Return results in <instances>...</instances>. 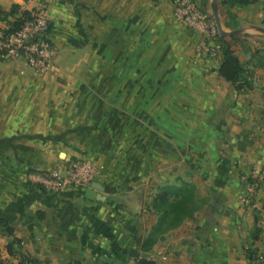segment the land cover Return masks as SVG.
Here are the masks:
<instances>
[{
    "label": "crops",
    "instance_id": "1",
    "mask_svg": "<svg viewBox=\"0 0 264 264\" xmlns=\"http://www.w3.org/2000/svg\"><path fill=\"white\" fill-rule=\"evenodd\" d=\"M46 1L56 65L39 74L0 61V264H251L246 250L264 247V0H219L224 30L242 33L219 39L215 58L197 52L173 0ZM201 1L212 16L213 0ZM33 4L0 0L11 22L14 5ZM226 44L253 89L220 75ZM76 159L97 168L93 199L91 188L26 183L34 168ZM186 185L199 210L145 253L160 189Z\"/></svg>",
    "mask_w": 264,
    "mask_h": 264
},
{
    "label": "built area",
    "instance_id": "2",
    "mask_svg": "<svg viewBox=\"0 0 264 264\" xmlns=\"http://www.w3.org/2000/svg\"><path fill=\"white\" fill-rule=\"evenodd\" d=\"M33 4L29 16L11 22L0 7V61L19 62L26 69L43 74L57 62V48L50 38L51 21L48 2L29 0ZM257 1V0H255ZM177 22L186 26L200 38L199 54L207 53L215 58L219 54L216 42L220 33L216 22L205 9L201 0H173ZM97 168L90 159H76L50 169L34 168L27 173L26 183L50 194H60L71 188H92ZM247 193L243 205L252 209L259 186L258 177H245ZM133 260L128 264H137ZM257 264H264V247L258 251Z\"/></svg>",
    "mask_w": 264,
    "mask_h": 264
},
{
    "label": "trees",
    "instance_id": "3",
    "mask_svg": "<svg viewBox=\"0 0 264 264\" xmlns=\"http://www.w3.org/2000/svg\"><path fill=\"white\" fill-rule=\"evenodd\" d=\"M230 1L240 5H247L255 2V0H226L225 2L227 3ZM12 13L21 14L24 17L29 16L28 12H21L20 7L17 5L12 7ZM220 39H226V37L220 36ZM220 75L234 84L241 83L242 89L245 88L249 90L255 87V83L252 81L253 78L250 76L251 79L249 78L248 80L245 76L246 69L229 44H226L223 50V64L220 69ZM199 208L200 205L197 200L196 188L193 186L186 185L184 188L168 186L160 189L153 204V209L159 214V220L153 232L143 245L144 252L150 253L162 234L178 228L187 219H193ZM251 239L253 241L259 239V230H256L251 235ZM8 252L11 256H16L12 245L8 246ZM246 254L251 264H257V250L253 251L252 249H247ZM17 256L19 259L18 264H42L39 260L27 255ZM137 261V264H154L145 258L138 259ZM8 264L14 263L8 262Z\"/></svg>",
    "mask_w": 264,
    "mask_h": 264
},
{
    "label": "water",
    "instance_id": "4",
    "mask_svg": "<svg viewBox=\"0 0 264 264\" xmlns=\"http://www.w3.org/2000/svg\"><path fill=\"white\" fill-rule=\"evenodd\" d=\"M218 2H219V0H213L212 16H213L214 21L217 24V27H218L220 35L221 36H227V35L234 36V35H239L240 33H242V30L236 31L234 33H228V32H226L224 30V28L222 26V23H221V20H220V16H219ZM263 32H264V30H263ZM96 190H99V188L97 186H95V185L92 186V188L88 190V197L93 199V197L95 196V191ZM143 257L147 258V257H149V255L144 254Z\"/></svg>",
    "mask_w": 264,
    "mask_h": 264
},
{
    "label": "rangeland",
    "instance_id": "5",
    "mask_svg": "<svg viewBox=\"0 0 264 264\" xmlns=\"http://www.w3.org/2000/svg\"><path fill=\"white\" fill-rule=\"evenodd\" d=\"M44 1H46V0H44ZM47 2V1H46Z\"/></svg>",
    "mask_w": 264,
    "mask_h": 264
}]
</instances>
